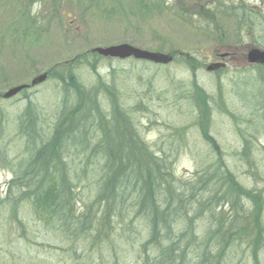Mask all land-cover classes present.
<instances>
[{
	"label": "rangeland",
	"instance_id": "1",
	"mask_svg": "<svg viewBox=\"0 0 264 264\" xmlns=\"http://www.w3.org/2000/svg\"><path fill=\"white\" fill-rule=\"evenodd\" d=\"M88 1L0 0V146L9 159L21 153L18 118L27 106L51 132L61 103L75 102L72 94L64 97L67 90L54 76L71 77L83 89L95 90L100 110L106 114L114 109L123 128L132 130L156 157L165 154L174 182L186 195L205 191L197 196L206 200L205 210L199 215L197 207L192 209L177 230L188 225L200 244L220 224L231 232L228 219L234 217L235 233H226L223 257L212 263L264 264V64L245 59L253 48L264 50V0H98L92 7ZM26 19L31 20L30 29ZM121 43L174 60L152 65L84 55L95 47ZM224 53L232 55L219 60ZM62 62L68 64L55 68ZM218 63L225 66L206 71ZM42 74L48 78L41 85L2 98ZM206 126L210 143L203 135ZM69 161L71 177L81 176L78 161ZM223 165L235 185L251 195L238 196L239 189L232 185L231 196V186L205 182L218 169L220 175ZM9 169L0 163V264L141 263L137 241L135 252H127L125 242L118 240L115 252L107 249L101 256L96 251L86 257L78 246L73 254L70 242L46 226L28 202L6 206L7 186L14 178ZM91 176L88 173L74 189L76 214L85 211L96 194ZM226 191L230 197L222 199ZM112 223L115 231L126 232L127 222ZM138 226L139 221L133 222ZM110 238L117 243L115 233ZM184 243L190 247L192 242ZM195 245L189 251L190 264L200 263L195 257L206 251L203 244ZM220 246L213 241L209 252Z\"/></svg>",
	"mask_w": 264,
	"mask_h": 264
},
{
	"label": "trees",
	"instance_id": "2",
	"mask_svg": "<svg viewBox=\"0 0 264 264\" xmlns=\"http://www.w3.org/2000/svg\"><path fill=\"white\" fill-rule=\"evenodd\" d=\"M95 2L98 0L86 4L92 7ZM28 22L31 20L26 19L25 26L30 29ZM54 77L62 82L64 91L67 90L64 97L72 94L75 102L72 106L61 103L51 132L43 127L32 106H27L19 116L17 133L24 139L21 153L9 159L7 150L0 146V163L9 167L14 176L7 186L6 206L17 208L20 203L28 202L46 226L56 229L65 242H70L73 254L77 253L78 246L82 247L86 257L96 251L101 256L107 249L115 252L120 248L118 240L125 242L127 252H135L133 244L137 241L139 264H190L189 251L196 244L195 240L188 225L177 229L190 217L192 209L197 207L199 215L205 210L206 200H197V196L205 191L199 190L190 196L191 190L190 195H186L183 186L174 182L165 154L156 157L132 130L124 129L123 123L113 116L114 109L106 114L100 110L95 90L83 89L71 77ZM207 121H204L205 125ZM207 127L203 135L210 143ZM212 145L216 147L214 143ZM248 152L245 145L243 156L246 157ZM66 159H71L73 164L78 161L81 176L71 177L70 161L67 163ZM220 171V175L218 169L215 176L206 178L205 182L216 180L224 187L231 186L227 187L228 192L234 195L230 188L236 185L224 165ZM88 173L92 174L91 183L97 186L96 194L86 210L76 214L74 189L87 179ZM203 179L199 178L200 182ZM239 190L235 193L240 197L251 195ZM228 192L222 199L230 197ZM116 219L127 222L126 232L121 234L114 230L112 222ZM136 220L140 224L137 229L133 227ZM228 220L233 230L236 218ZM221 225L214 227L209 238L195 245L203 244L206 249L195 257L200 261L196 264H214L215 257L217 260L223 257L229 238L226 233L232 235L235 231L230 232ZM114 233L118 237L117 243L110 238ZM143 234L144 241L140 240ZM186 240L192 242L190 247L184 243ZM213 241L221 246L211 254Z\"/></svg>",
	"mask_w": 264,
	"mask_h": 264
},
{
	"label": "water",
	"instance_id": "3",
	"mask_svg": "<svg viewBox=\"0 0 264 264\" xmlns=\"http://www.w3.org/2000/svg\"><path fill=\"white\" fill-rule=\"evenodd\" d=\"M91 53L97 54L98 56L106 59H115L120 61L133 59L137 61H147L162 65L169 64L173 59L172 56L170 55L162 54L159 52H149V51L141 50L133 46H130L128 44H120L105 48L97 47V48H93L91 50ZM224 56L225 55H221L220 57L223 58ZM245 58L249 64L263 65L264 51L253 48L247 52ZM67 63L68 62H65V64ZM222 66L223 65L221 64L210 65L206 68V71L211 72L214 70H218ZM46 78H47L46 74L37 76L31 81L30 86L34 87L36 85H39L43 83L46 80ZM26 88H28V86H18L16 88L10 89L3 95V98L4 99L11 98Z\"/></svg>",
	"mask_w": 264,
	"mask_h": 264
},
{
	"label": "flooded vegetation",
	"instance_id": "4",
	"mask_svg": "<svg viewBox=\"0 0 264 264\" xmlns=\"http://www.w3.org/2000/svg\"><path fill=\"white\" fill-rule=\"evenodd\" d=\"M224 60H227L226 58Z\"/></svg>",
	"mask_w": 264,
	"mask_h": 264
}]
</instances>
